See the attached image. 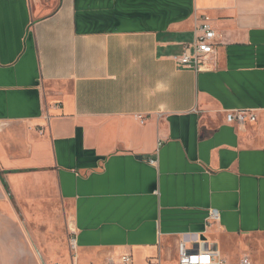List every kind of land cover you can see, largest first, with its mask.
<instances>
[{"label":"crops","instance_id":"crops-1","mask_svg":"<svg viewBox=\"0 0 264 264\" xmlns=\"http://www.w3.org/2000/svg\"><path fill=\"white\" fill-rule=\"evenodd\" d=\"M203 17L215 63L178 67ZM197 237L264 264V0H0V264Z\"/></svg>","mask_w":264,"mask_h":264},{"label":"built area","instance_id":"built-area-1","mask_svg":"<svg viewBox=\"0 0 264 264\" xmlns=\"http://www.w3.org/2000/svg\"><path fill=\"white\" fill-rule=\"evenodd\" d=\"M216 39V32L209 24L208 19L205 17L201 18L194 27L193 43L184 46L182 54L174 57L173 61L181 68L195 71L206 70L207 65L215 63L217 53ZM256 119V115L251 111H238L226 115V121L228 123L241 125L247 122H255ZM217 218V212H209L208 221H213ZM207 224L208 226L210 225L209 222ZM69 246L72 250H75V241L70 240ZM106 264H133V260L131 255L127 254L119 258L117 262L109 259ZM156 264H160L159 258H157ZM177 264H226V261L221 256L217 244L210 242L207 238L197 237L191 241L189 247L184 240L179 242ZM239 264L252 263L248 257H243Z\"/></svg>","mask_w":264,"mask_h":264},{"label":"rangeland","instance_id":"rangeland-1","mask_svg":"<svg viewBox=\"0 0 264 264\" xmlns=\"http://www.w3.org/2000/svg\"><path fill=\"white\" fill-rule=\"evenodd\" d=\"M69 251H70V254H72L73 256H74V253H75V250H72L71 248H70V246H69ZM59 264V262H55L54 264Z\"/></svg>","mask_w":264,"mask_h":264},{"label":"trees","instance_id":"trees-1","mask_svg":"<svg viewBox=\"0 0 264 264\" xmlns=\"http://www.w3.org/2000/svg\"><path fill=\"white\" fill-rule=\"evenodd\" d=\"M5 188H6V185L4 184ZM7 189V188H6Z\"/></svg>","mask_w":264,"mask_h":264}]
</instances>
